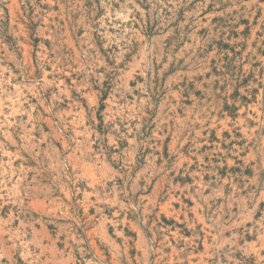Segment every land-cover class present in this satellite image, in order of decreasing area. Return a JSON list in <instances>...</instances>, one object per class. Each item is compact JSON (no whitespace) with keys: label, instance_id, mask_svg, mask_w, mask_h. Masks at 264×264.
Here are the masks:
<instances>
[{"label":"rangeland","instance_id":"obj_1","mask_svg":"<svg viewBox=\"0 0 264 264\" xmlns=\"http://www.w3.org/2000/svg\"><path fill=\"white\" fill-rule=\"evenodd\" d=\"M0 264H264V0H0Z\"/></svg>","mask_w":264,"mask_h":264}]
</instances>
